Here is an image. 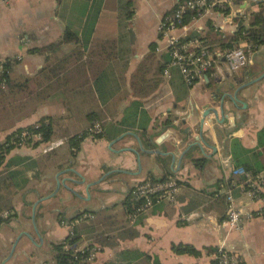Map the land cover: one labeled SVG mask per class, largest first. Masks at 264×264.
<instances>
[{"label":"crops","instance_id":"obj_1","mask_svg":"<svg viewBox=\"0 0 264 264\" xmlns=\"http://www.w3.org/2000/svg\"><path fill=\"white\" fill-rule=\"evenodd\" d=\"M112 1V20L101 24L102 15L110 7L109 0L87 1V11L97 2L98 15L94 22L86 20L87 11L78 22L73 19L77 4L73 0H10L7 3L0 0V64L11 63L9 79L15 85L9 94L5 84H0L5 91L0 93V115H5L0 117V143L15 130L34 125L43 117L56 120L57 126L67 131V136L80 134L91 126L87 118L90 109L100 113L105 121L103 137H85L74 154L62 142L65 139L59 140V150L49 157L52 166L43 172L37 183L39 186L42 184V191L37 184L32 188L29 186L34 180L32 172L27 174L30 180L24 190L27 197L22 205L14 200L15 211L21 208L25 215L19 222L12 223L7 235L0 232V264L6 259L5 264H42V259L35 260V254H40L43 249L50 251L51 244L61 243L75 231L74 247L79 254L81 250L99 249L92 258L89 252L86 257L80 254L82 260L78 264H214V253L208 254L205 249H218L222 244L226 250L238 253L244 264H264V220L252 215L264 207V190L260 199L253 197L242 190L238 185L240 178L232 172L235 165H246L255 170L262 167L264 171V141L262 145L258 141L260 133L264 132V78L238 94L243 103L238 109L225 100L227 119L222 124H216L212 116L207 118L203 135L214 150L204 148V151L210 158L197 154L194 162L184 160L180 167L175 164L172 171L169 158L150 156L142 151H171L170 144L184 130L196 136L202 107L209 105L219 109V100L212 101L211 92L225 84L234 85L232 80H235L237 85L228 90L232 94L240 85L262 75L264 55L255 59L253 53L251 64L238 73L219 76L212 72L205 76L207 81L204 79L188 88L176 70L171 71L169 79L163 76L169 57L166 42L157 30L159 22L173 12L179 0H133L132 17L124 21L123 28L114 22L113 17L120 11L124 20V1ZM238 1L230 9L234 20L245 15L246 9L256 10V6L250 4L240 10L245 1L241 5L237 4ZM78 2L82 4L83 1ZM137 12L144 17V24L135 27L133 16ZM245 19L247 22L248 17ZM232 22L225 24L223 19H217L213 24L219 30L214 31H220L223 37L231 35L237 28ZM209 29L208 21L202 20L192 26L187 35L206 39ZM66 31L75 33L77 40L61 43L48 51L33 52L59 43ZM151 45L154 60L150 62L152 72L147 74V78L153 77L157 63L163 66L162 73L154 91L140 99L133 94L130 82L139 64L151 53ZM102 47L107 51L108 60L101 55ZM73 53H80V64L89 59L97 64L84 65L82 69L78 64L74 68V82L64 87L65 98L62 96L64 93L59 92L52 95L57 96L53 97L55 101H52V96L40 102L20 101L16 95L18 87L34 78L48 64L68 58ZM101 63L103 78L94 84V77L99 74L97 67ZM84 80L85 89L82 86ZM7 116L12 119L11 123H8L9 118L6 120ZM127 116V124H133V128L124 133L135 134L141 146L132 136L110 146L124 134L115 137L121 127L119 123ZM168 129H172L171 132L155 145ZM47 146L42 144L34 148L33 145H22L15 148L9 157L18 155L37 159L47 153ZM122 149L134 150L138 154L140 168L136 155L132 152L118 153ZM58 154L64 156L57 158ZM253 158L255 162L259 159L258 164L248 163ZM69 170L84 177V185L66 182L67 179L79 180ZM114 171L127 173H113L87 190L90 183ZM59 173L62 174L58 180L65 181L64 184L82 199L60 186L54 197L38 204L35 217L42 238L40 243L29 218L31 207L40 198L54 193ZM168 176L180 182L176 201L159 204L132 221L125 205L132 188L143 181ZM192 189L203 191L197 203L192 202ZM227 194L238 210L252 215L236 230L223 226ZM23 233L31 235L36 245L22 235L14 253L8 258L17 235ZM175 245L190 246L200 254H176L172 249Z\"/></svg>","mask_w":264,"mask_h":264},{"label":"trees","instance_id":"obj_2","mask_svg":"<svg viewBox=\"0 0 264 264\" xmlns=\"http://www.w3.org/2000/svg\"><path fill=\"white\" fill-rule=\"evenodd\" d=\"M90 1V0H87ZM124 5L122 6V13L124 16V20H129L132 17L133 11V0H123ZM245 0H239L237 4L241 5ZM256 10L252 11L251 8L244 10L243 17H236L234 23L237 28L236 31L228 36H222L220 31H214V28L210 26L209 32L207 34V38H198L203 41L208 46H218L222 49H230L233 44L244 43L248 45L252 51L255 53L260 46H264V1L255 4ZM226 13H229L227 10ZM245 16L247 19V26L244 25L246 22ZM196 38V37H195ZM77 40V35L72 33L71 31H66L62 40L54 45H50L44 47L42 49H35L33 52H44L51 49H54L61 43L74 42ZM151 53L143 59V61L139 64L135 74L131 78L130 88L133 94L140 99L146 98L150 95L154 89L159 85V75L162 73L163 66L158 64L153 69V77L148 79L147 74L150 72V64L154 60L153 56V45L150 46ZM102 54L105 60L109 58L107 55V51L105 47H102ZM76 58L75 60H71ZM80 53H73L70 57L64 58L61 61L56 63L48 64L42 70L38 72V74L28 81L24 82L17 90L16 95L20 97V101L26 102H40L46 100L50 96L55 93H64L68 84L73 83V71L79 64V69H82L81 66H95L97 63L95 61H90L86 63H79ZM151 62V63H150ZM2 67L0 74V84H5L6 91H9V94H12L11 88L14 83L9 79V72L11 63L7 62L5 64H0ZM103 64L98 65L97 69L99 70V74L97 77H94V84L100 81L103 77L102 72ZM101 72V73H100ZM89 80V79H88ZM90 81V80H89ZM88 82V81H86ZM83 88L85 85V80L82 83ZM85 89V88H84ZM83 89V90H84ZM4 92L0 88V93ZM86 92V91H85ZM4 94V93H3ZM87 96V92L84 93ZM65 98L66 94H62ZM74 96V94H72ZM90 100V97H89ZM88 121L93 123L94 121L100 122L103 128V133L94 137V138H102L104 134V124L100 113L92 112V109L88 111L87 114ZM129 116L125 117L119 123L121 126L119 130L116 131V136L130 130L133 128V124H127ZM57 121L52 117H43L38 120L34 125L27 126L24 128H20L12 132L6 139L0 143V226L2 224H7L11 218L16 216L15 207H14V197L21 191H24L28 184L30 183L27 174L32 172V180H40L42 173L45 172L52 165L49 162V157L53 154H56L59 150L58 144L61 142L59 140L65 139L62 141L70 150L71 154H74L78 148L82 140L89 136L88 129L83 131L80 134H75L73 136H67V131L57 126ZM23 132H28L32 135H40V141L31 144V141H26L24 145H33L34 148L38 147L42 144H47V153L40 158L33 159L31 157L26 156H10L11 152L18 148V141L20 139V134ZM56 140V141H55ZM16 142V144H12V142ZM59 141V142H58ZM259 144L262 145L264 141V132L260 133L258 138ZM264 145V143H263ZM235 168H242L251 175L255 176L262 172V167L253 169L250 166L246 165H235ZM172 177V176H168ZM168 177H164L161 179H149V181H160L164 180ZM180 183V182H179ZM139 203H133L131 196L129 194L125 205H127L126 211L130 215L134 212L136 205ZM157 206V205H156ZM155 207V206H154ZM153 207V208H154ZM152 208V209H153ZM5 215V216H3ZM262 217L264 220V210L262 212ZM79 218V216H78ZM76 233V231H75ZM75 233L72 238L67 237L64 241L59 244H51L52 258L54 264H78L80 259V254L75 253L74 246L77 237H75ZM64 246H69V249H64ZM173 251L176 254H192L197 256L200 254L199 251H196L190 246L185 245H175L172 247ZM208 254L216 253L217 249L208 247L205 249ZM86 257V256H85ZM215 264V263H214Z\"/></svg>","mask_w":264,"mask_h":264},{"label":"built area","instance_id":"obj_3","mask_svg":"<svg viewBox=\"0 0 264 264\" xmlns=\"http://www.w3.org/2000/svg\"><path fill=\"white\" fill-rule=\"evenodd\" d=\"M4 3L10 0H2ZM237 0H179L172 13L166 15L157 27L158 33L162 40L166 42V53L169 62L165 64L163 76L167 79L171 76V71L176 70L183 83L188 87H193L196 83L202 82L205 76L215 72L219 76H230L249 66L252 51L250 47L244 43L233 44L230 49H222L220 47H212L205 44L198 38L188 36L191 27L197 25L202 20H207L209 25L215 30H219L213 21L223 19L225 24H232L234 18L230 13L231 7ZM264 0H245V4L255 5ZM229 13H226V11ZM243 17V16H242ZM200 31V28H197ZM180 33V34H179ZM2 67L0 66V74ZM3 84V83H2ZM103 133V128L98 121H94L88 129L91 137H96ZM26 141H40V135H32L28 132L20 134L18 146L24 145ZM233 175L240 178L239 186L242 190H246L250 195L258 199L264 190V171L258 175H251L242 168H236ZM180 190V183L174 177H168L160 181H143L135 185L130 196L136 205L134 212L130 214L132 221L140 215L152 209L154 206L176 201V197ZM230 193V192H228ZM264 207L261 208L254 216L262 217ZM252 215L243 214L234 206V201L227 194V213L223 226L230 230H236L240 227L244 220L252 218ZM5 216V215H3ZM73 232L68 235L71 239ZM68 250L69 246H64ZM75 253H78L74 247ZM99 251L98 248L89 250H81L82 256L92 258ZM213 260L215 264H244L240 255L234 251H228L224 248V244L218 247L214 253Z\"/></svg>","mask_w":264,"mask_h":264},{"label":"water","instance_id":"obj_4","mask_svg":"<svg viewBox=\"0 0 264 264\" xmlns=\"http://www.w3.org/2000/svg\"><path fill=\"white\" fill-rule=\"evenodd\" d=\"M247 7L248 6L246 4L245 5L243 4L241 6L240 10H243V9H245ZM238 13H239V11H237L236 14H238ZM232 17H233V15H232ZM263 78H264V73L262 75H260L259 77H257L256 79H253L252 81H249L248 83L240 85L239 87H237L235 89V91L232 94H230L228 92V90H230L232 88V86L237 85V82L235 80H232L234 85L225 84L224 86H219L217 90L211 92V94H210V98H211L212 101H216L217 102L219 100L218 101L220 103L219 109L218 110L213 109L209 105H205L204 107H202V115H201V118H200V120L198 122V126H197L198 132H197L196 136H193V134H192L193 132H191L189 130H184L183 134H177L175 139L173 140V142L170 144V148H172L171 151L161 152V151H156V150H154V151H144V150H142L143 153L147 154V155H150V156L151 155H158L162 159L169 158L171 160V163H172V166H171V170L172 171H173V166L175 164L178 167H180V165L182 164V162L184 160L188 161V162H194L196 160V158H198V157H196L197 154L201 155L204 158H210L211 156H206L205 155V151H204V148L214 150V147H212L211 145H209V143L206 142V140L204 138V135H203V127H204V124L206 123V121H208L207 118L212 116L214 121L216 122V124H219V125L222 124L227 119V113L225 111V100L227 99L228 102L232 105V107L234 109H238V106L243 104L238 99V94L240 92L244 91L245 89H247L248 87H250L251 85L257 83L260 80H262ZM204 79L207 81L206 77ZM171 130L172 129H168L166 131V133L161 135V137L156 141L155 145L160 144L164 140V138L167 136V134L171 132ZM126 136L134 137L137 140V142L139 143V145L141 146L140 140L137 138V136L135 134L129 133V132L124 133L121 136H119L115 141L110 143V146L113 145L115 142L122 140ZM149 140H151V139H149ZM155 145H154V147H155ZM180 148H182V149H180ZM126 152H132L133 154L136 155L137 165L140 168V160H139L138 154L134 150L132 151L130 149H122L118 153H126ZM177 153H179V154H177ZM176 160H177V163H175ZM160 165H161V163H160ZM69 171H71V172L76 174V172L73 171V170H69ZM113 173H127V172L126 171L109 172V173L103 175V177H101V179H99L97 182L90 183L88 185V187H87V190L90 187H93V186L101 183L104 178H106L107 176H109V175H111ZM61 174L62 173H59L56 176V189H55L54 193H52L51 195H49L47 197L40 198L33 205L34 207H33V215H32V218H31V223H32L33 229H34L35 234L37 235L38 240H39L40 243H42V238L40 237V235L38 233V230H37V227H36V224H35V216H34L35 207L39 203L44 202V201L49 200L52 197H54V195L57 193V191H58L60 186H63L72 195L82 199V197H80L75 191H73L71 188L67 187L64 184L65 181L60 182L58 180V177ZM76 175L79 178V180L67 179L66 182L71 183V184H75V185H84V183H85L84 177H82L81 175H78V174H76ZM86 194H87V196H89L88 193H86ZM22 235H24L27 238H29L32 241V243H34L36 245L34 239L31 237V235H29L27 233H23V234L19 235L17 237V239L14 241V243H13V245L11 247V251H10V254H9L8 258H10L12 256V254L14 253L16 245L18 243V240L20 239V237ZM6 260L4 261L3 264L6 263Z\"/></svg>","mask_w":264,"mask_h":264},{"label":"rangeland","instance_id":"obj_5","mask_svg":"<svg viewBox=\"0 0 264 264\" xmlns=\"http://www.w3.org/2000/svg\"><path fill=\"white\" fill-rule=\"evenodd\" d=\"M74 2L75 1H77L76 3L77 4H75V6H74V12H73V19L75 20V21H79V19H80V17H82V16H85V14H86V11H87V7H88V5H89V2H87V0H82L83 2H82V4H79V2L78 1H80V0H73ZM97 1V0H96ZM137 1H141V0H137ZM73 2V3H74ZM113 1L112 0H109V5L112 3ZM97 4V2L96 3H94L93 4V6H92V8L90 9L89 8V10L87 11L88 12V16L86 17V20L88 21V22H94V20L96 19V17H97V15H98V6L96 5ZM135 8H137V5H135L134 6ZM112 10V6L110 5V7L107 9V12H105L103 15H102V17H101V24H103L105 21H108V20H112V15H111V13H110V11ZM134 18H135V21H134V25H135V27H138V26H142L143 24H144V17H142L141 15H139V13L137 12V13H134V16H133ZM115 18V21L114 22H116L117 23V25H119V27H121V28H123V23H124V21H123V17H122V15H121V12L119 11V12H116V16H114L113 17V19ZM235 26H236V24H234ZM244 25L245 26H247V22H245L244 23ZM264 55V46H260L259 48H258V50L254 53V55H253V57L256 59V58H259V57H261V56H263ZM5 92V91H4ZM54 96H56V95H54ZM54 96H52V98L54 97ZM56 98H57V96H56ZM56 98H53L52 99V101H55V99ZM4 117L5 115H0V117ZM8 118L10 119V116H7L6 117V120H8ZM4 119V118H3ZM5 120V119H4ZM12 122V119H10L9 121H8V123H11ZM5 123V122H4ZM31 148V147H30ZM64 155H62V154H58L56 157L57 158H61V157H63ZM259 159L257 158L256 159V162L254 161V158L253 159H251L250 161H248V163H253V165H255L256 163L258 164V161ZM44 173H46V171L44 172ZM44 173H42V175L44 174ZM46 175H48V174H46ZM49 179H50V176H49ZM45 180H47V179H45ZM38 181L39 180H35L34 182H31L30 183V187L32 188L34 185H36L37 183H38ZM36 186H39V184H37ZM39 188L41 189V191L43 190V187H42V184H40V186H39ZM193 191H192V195H191V199H192V202L193 203H197L198 201H199V199H201L200 198V196H199V194H201L203 191H196V190H194V189H192ZM25 197H27V194H25L24 193V191H21V192H19L15 197H14V200L16 201L15 203H17L18 205L20 204V205H22L23 204V202H24V200H25ZM234 197H235V194H234ZM14 200H13V202H14ZM33 207L34 206H32L31 207V214H30V221H31V218H32V215H33ZM38 207V208H37ZM39 209V206L37 205L36 207H35V210H34V216L36 215V213H37V210ZM27 213L29 214V211H27ZM15 214H16V216H14L13 218H11V220H10V222L9 223H7V224H2L1 226H0V232L3 234V235H7L8 234V230H10L11 229V226H12V223H17V222H19L20 220H21V218L23 219L24 218V215H25V212H24V210H22L21 208L20 209H17L16 211H15ZM35 224H36V217H35ZM31 225H32V223H31ZM33 227V226H32ZM37 227V226H36ZM19 235H17V237H18ZM17 237H16V239H17ZM15 239V240H16ZM43 252V253H42ZM42 252H40V254H35V260H37L38 259V261H39V259H40V261H41V259H42V264H54V261H53V258H52V256L50 257V255H51V248H50V251H48L47 249L44 251V249L42 250Z\"/></svg>","mask_w":264,"mask_h":264},{"label":"flooded vegetation","instance_id":"obj_6","mask_svg":"<svg viewBox=\"0 0 264 264\" xmlns=\"http://www.w3.org/2000/svg\"><path fill=\"white\" fill-rule=\"evenodd\" d=\"M238 73V72H237Z\"/></svg>","mask_w":264,"mask_h":264}]
</instances>
